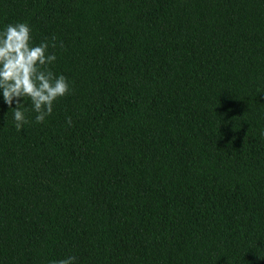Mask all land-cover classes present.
Listing matches in <instances>:
<instances>
[{"label": "trees", "instance_id": "1", "mask_svg": "<svg viewBox=\"0 0 264 264\" xmlns=\"http://www.w3.org/2000/svg\"><path fill=\"white\" fill-rule=\"evenodd\" d=\"M16 22L70 93L21 131L0 93V264H264V0H0Z\"/></svg>", "mask_w": 264, "mask_h": 264}, {"label": "clouds", "instance_id": "2", "mask_svg": "<svg viewBox=\"0 0 264 264\" xmlns=\"http://www.w3.org/2000/svg\"><path fill=\"white\" fill-rule=\"evenodd\" d=\"M31 31L26 22L9 23L0 30V93L8 108L13 109L18 131L29 123L25 115L29 110L23 107L25 98L30 100L31 111L36 113L35 122L43 123L51 115L54 102L70 93L67 78L48 67L56 60L54 53H48L49 44L42 41L33 45ZM52 39L55 41V37ZM67 123L71 126L70 117ZM75 259L69 256L50 264H74Z\"/></svg>", "mask_w": 264, "mask_h": 264}]
</instances>
